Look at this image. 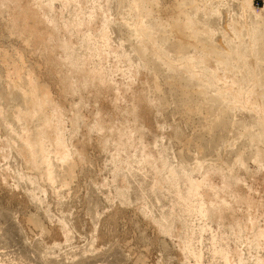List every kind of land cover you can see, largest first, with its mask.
I'll use <instances>...</instances> for the list:
<instances>
[{
	"label": "rangeland",
	"instance_id": "1",
	"mask_svg": "<svg viewBox=\"0 0 264 264\" xmlns=\"http://www.w3.org/2000/svg\"><path fill=\"white\" fill-rule=\"evenodd\" d=\"M0 264H264V0H0Z\"/></svg>",
	"mask_w": 264,
	"mask_h": 264
}]
</instances>
